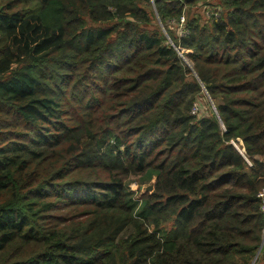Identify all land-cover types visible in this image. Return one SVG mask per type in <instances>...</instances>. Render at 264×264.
Here are the masks:
<instances>
[{
    "label": "trees",
    "instance_id": "obj_1",
    "mask_svg": "<svg viewBox=\"0 0 264 264\" xmlns=\"http://www.w3.org/2000/svg\"><path fill=\"white\" fill-rule=\"evenodd\" d=\"M263 189L264 0H0V264H264Z\"/></svg>",
    "mask_w": 264,
    "mask_h": 264
},
{
    "label": "rangeland",
    "instance_id": "obj_2",
    "mask_svg": "<svg viewBox=\"0 0 264 264\" xmlns=\"http://www.w3.org/2000/svg\"><path fill=\"white\" fill-rule=\"evenodd\" d=\"M199 102H200L201 107L199 108L200 112H198V114H200V113L203 114L204 112H206V103L202 99ZM131 188L133 191H136L137 189H139V190H141V192H144L146 187L138 188V186L132 185ZM138 195H137V197H138Z\"/></svg>",
    "mask_w": 264,
    "mask_h": 264
},
{
    "label": "built area",
    "instance_id": "obj_3",
    "mask_svg": "<svg viewBox=\"0 0 264 264\" xmlns=\"http://www.w3.org/2000/svg\"><path fill=\"white\" fill-rule=\"evenodd\" d=\"M183 23H184V19H181L179 22V25L182 27ZM180 32H181V35L185 34L183 31H180ZM259 197L262 200V204H263L262 210L264 212V189L259 193Z\"/></svg>",
    "mask_w": 264,
    "mask_h": 264
},
{
    "label": "water",
    "instance_id": "obj_4",
    "mask_svg": "<svg viewBox=\"0 0 264 264\" xmlns=\"http://www.w3.org/2000/svg\"><path fill=\"white\" fill-rule=\"evenodd\" d=\"M152 190V186H148L145 188V192L151 191Z\"/></svg>",
    "mask_w": 264,
    "mask_h": 264
}]
</instances>
